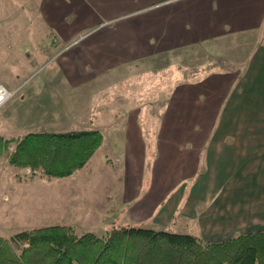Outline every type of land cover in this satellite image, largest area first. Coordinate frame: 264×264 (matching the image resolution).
<instances>
[{
  "label": "crops",
  "instance_id": "obj_1",
  "mask_svg": "<svg viewBox=\"0 0 264 264\" xmlns=\"http://www.w3.org/2000/svg\"><path fill=\"white\" fill-rule=\"evenodd\" d=\"M6 1L10 7L3 9L0 0V62L7 64L0 84L10 90L23 85L25 60L35 64L41 61L36 46L44 30L49 35L45 51L50 53V45L54 46L51 42L65 46L58 57L56 53L43 57L55 64L44 78H51L52 83L54 78L55 90L63 96L55 97L64 106L80 99V92L88 101L95 87L101 88L99 98L103 102L107 79L145 64L180 60L186 51L203 45L264 38V0ZM255 51L244 78L251 75L250 70L264 77V42ZM50 66L47 63L44 70ZM175 71L173 77L183 74ZM236 76L212 71L201 80L173 83L171 100L159 104L163 109L159 129L150 136L155 140L151 183L146 197L136 202L139 214L167 228L177 217L186 218L197 228L200 238L211 241L264 231V81L240 83L232 94ZM37 88L40 93L43 86ZM224 88L227 95L221 101L223 109L217 105L218 96L200 98L203 91L222 92ZM190 92L191 100L185 95ZM64 93L77 94L73 103L67 102ZM25 98L22 95L18 102L23 103ZM85 103L89 118L96 106L91 110ZM75 113L67 108L59 117L52 116L61 125ZM134 114L120 113L115 125H124L120 130L124 154L137 151L142 160L145 145L139 142L138 136L143 138L140 132L136 134L138 117ZM19 117L11 113L5 118L16 123ZM132 168L138 180L134 187L137 191L142 168L135 161Z\"/></svg>",
  "mask_w": 264,
  "mask_h": 264
},
{
  "label": "rangeland",
  "instance_id": "obj_2",
  "mask_svg": "<svg viewBox=\"0 0 264 264\" xmlns=\"http://www.w3.org/2000/svg\"><path fill=\"white\" fill-rule=\"evenodd\" d=\"M1 1L3 9L10 7L9 1ZM26 4L27 7L31 6ZM48 37V33L41 30L39 44L36 46L42 55L41 61L35 64L33 61L25 60V71L24 74H21L25 75V80L23 85H20L24 88L23 92L19 93L17 97H15L16 95L12 97L0 108V135L16 137L28 132H41L42 129L46 131V128L48 131L98 129L102 133L103 140L88 163L81 170L64 179L45 177L29 180L23 177L22 180H18L17 174L24 176L29 174V171L9 166L6 159L0 157V235L8 239L23 230L63 225L73 226L79 235L91 232L101 236L113 226H133L201 237L197 228L193 227L192 221L186 218L177 217V220H173L167 228L155 222L154 218H146L145 215L136 211L137 200L146 197L148 191L146 189L151 183L155 140H151L150 136H153L160 126V112L163 109L159 108V104L167 98L171 100L174 82L201 80L212 71L236 73L238 76L234 77L232 91L240 83L252 85L264 81V77H262L263 79L258 77L252 70H250L251 75L244 78L255 50H258L261 42H264V38L261 36L258 41L255 37L247 38L245 43L231 41L228 44L203 45L186 51L180 60H163L145 64L136 71H127L126 74L114 79L106 78L104 85L108 89L103 94L106 98L103 102H100L99 98L102 94L100 93L101 88L95 87L91 91L95 94L88 101L84 100L86 96L84 92H80V99L76 101L74 98L77 94L64 93L67 102H75L64 106L61 103L63 101L59 102L60 98L56 99L57 96L61 98L63 96L55 90L54 78L53 83L50 81L51 78H44L46 74H51L55 69V64L53 61L47 62L43 57L55 53L58 57L65 46L58 41L51 42L54 46L50 45V53L45 51L49 41ZM255 62L256 60L253 61L254 65ZM47 63H50L51 66L44 70ZM166 65L168 67H165ZM177 69L183 74L173 77L172 74L176 73ZM5 70H7V64L0 62V79L5 75ZM37 85L43 86L40 93L36 91L38 90ZM48 86L51 87L49 90ZM21 87L16 88V94ZM226 91V88L222 89V92L203 91L200 98L218 96L220 104L217 105H222L223 109L224 105L221 104V101L225 99ZM232 91L233 94L234 91ZM22 95L24 98L26 97L25 101L19 103ZM176 95L178 93L174 97ZM185 95H189L187 97L189 100L192 99V92L185 93ZM85 102L91 110V107L96 106L90 111L89 118H87L88 111L84 107ZM67 108H72L77 113L66 119V124L57 125L52 114L59 117L60 113ZM28 112H30L29 115H27ZM134 112L138 117L136 134L138 135L140 132L143 138L140 139L138 136L139 142L141 145H145L146 156H144L145 158L142 156V160L141 156L137 155V151H134V154H124L126 149L124 148L123 134L120 131L123 130L124 125H120V122L115 125V120L120 118L117 115L120 113L134 114ZM11 113L20 116L16 123L5 118ZM88 119L92 121L91 124ZM187 127L188 124H185V128ZM149 144L153 147H149ZM160 159L162 160V158ZM133 161L137 164L140 163L142 168V172L139 174L142 183H140V187L138 184L137 191L134 190L138 180L132 174ZM154 166L156 169L158 168L157 160Z\"/></svg>",
  "mask_w": 264,
  "mask_h": 264
},
{
  "label": "trees",
  "instance_id": "obj_3",
  "mask_svg": "<svg viewBox=\"0 0 264 264\" xmlns=\"http://www.w3.org/2000/svg\"><path fill=\"white\" fill-rule=\"evenodd\" d=\"M103 140L98 129L0 135V157L28 170L17 179H64L81 170ZM0 264H264V231L211 241L189 234L133 226L98 236L49 225L0 235Z\"/></svg>",
  "mask_w": 264,
  "mask_h": 264
},
{
  "label": "built area",
  "instance_id": "obj_4",
  "mask_svg": "<svg viewBox=\"0 0 264 264\" xmlns=\"http://www.w3.org/2000/svg\"><path fill=\"white\" fill-rule=\"evenodd\" d=\"M17 93V90H10L6 85L0 84V108Z\"/></svg>",
  "mask_w": 264,
  "mask_h": 264
}]
</instances>
